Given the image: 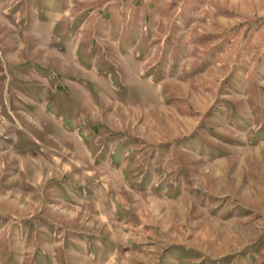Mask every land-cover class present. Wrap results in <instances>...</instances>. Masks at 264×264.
<instances>
[{
	"label": "rangeland",
	"instance_id": "obj_1",
	"mask_svg": "<svg viewBox=\"0 0 264 264\" xmlns=\"http://www.w3.org/2000/svg\"><path fill=\"white\" fill-rule=\"evenodd\" d=\"M0 264H264V0H0Z\"/></svg>",
	"mask_w": 264,
	"mask_h": 264
}]
</instances>
